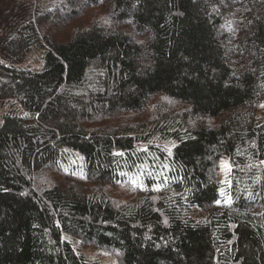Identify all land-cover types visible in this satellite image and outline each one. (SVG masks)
<instances>
[{
	"label": "trees",
	"instance_id": "1",
	"mask_svg": "<svg viewBox=\"0 0 264 264\" xmlns=\"http://www.w3.org/2000/svg\"><path fill=\"white\" fill-rule=\"evenodd\" d=\"M1 111L0 264H264V0H0Z\"/></svg>",
	"mask_w": 264,
	"mask_h": 264
},
{
	"label": "rangeland",
	"instance_id": "2",
	"mask_svg": "<svg viewBox=\"0 0 264 264\" xmlns=\"http://www.w3.org/2000/svg\"><path fill=\"white\" fill-rule=\"evenodd\" d=\"M36 55H38L39 57L40 53L39 52L36 54L34 52L31 53V57H30L31 65H34L35 62H33L32 59H35ZM5 103H7V101H5ZM4 109L8 110V105L5 104ZM1 113L2 111L0 112V119L3 116V114ZM144 168L145 166H141L136 172L131 174V177L133 178L134 181L140 183ZM229 172H230V164L228 158L224 156L219 160V168L217 171V178L221 184L220 198L224 201L229 200L228 190H227L229 183ZM220 198H219V202L222 203L220 201ZM62 238L71 241L74 249L79 253H81L89 262H97L99 264H117L116 258L109 251H106L103 248L95 247L89 244H80L77 238L75 237L73 238L68 233H63Z\"/></svg>",
	"mask_w": 264,
	"mask_h": 264
},
{
	"label": "snow or ice",
	"instance_id": "3",
	"mask_svg": "<svg viewBox=\"0 0 264 264\" xmlns=\"http://www.w3.org/2000/svg\"><path fill=\"white\" fill-rule=\"evenodd\" d=\"M135 183V181H133ZM158 190V189H157ZM219 203V202H218Z\"/></svg>",
	"mask_w": 264,
	"mask_h": 264
}]
</instances>
